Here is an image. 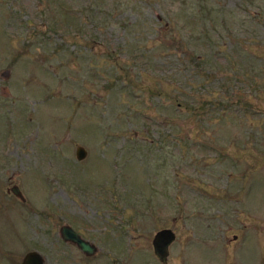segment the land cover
Returning <instances> with one entry per match:
<instances>
[{
    "label": "rangeland",
    "instance_id": "374dc122",
    "mask_svg": "<svg viewBox=\"0 0 264 264\" xmlns=\"http://www.w3.org/2000/svg\"><path fill=\"white\" fill-rule=\"evenodd\" d=\"M164 229L264 264V0H0V264H162Z\"/></svg>",
    "mask_w": 264,
    "mask_h": 264
},
{
    "label": "water",
    "instance_id": "95a60500",
    "mask_svg": "<svg viewBox=\"0 0 264 264\" xmlns=\"http://www.w3.org/2000/svg\"><path fill=\"white\" fill-rule=\"evenodd\" d=\"M4 91L7 92L6 88H4ZM87 156V150L82 146H78L76 150L77 160L81 162L85 160ZM12 192L19 200L23 202L26 201L25 196L18 186H15L12 189ZM60 235L64 242L76 245L83 252V254L88 257L95 256L98 253V248L94 244L82 238V236L74 231V229L69 225H65L61 228ZM235 239L237 238L235 237ZM175 240L176 234L171 229L161 230L155 235V238L153 240L154 254L162 264H168L170 247L175 242ZM33 261L36 264H44L43 257L36 253L29 254L24 264H29Z\"/></svg>",
    "mask_w": 264,
    "mask_h": 264
},
{
    "label": "flooded vegetation",
    "instance_id": "af4514ba",
    "mask_svg": "<svg viewBox=\"0 0 264 264\" xmlns=\"http://www.w3.org/2000/svg\"><path fill=\"white\" fill-rule=\"evenodd\" d=\"M15 186H18L17 184H15V185H13L12 187H10L9 189H8V194H12L14 197H16L15 195H14V193L12 192V189L15 187ZM19 187V186H18ZM17 198V197H16ZM18 199V198H17ZM23 202V201H22ZM26 202V201H25ZM24 202V203H25ZM235 237L237 238V239H235ZM234 240L235 241H237L238 240V236H234ZM65 243H67V242H65ZM0 245H1V240H0ZM27 245V246H26ZM29 245H32L31 243H29V244H25L24 243V247L25 248H22V249H20L19 250V252H17V255L15 254L14 255V253L12 252V254L13 255H8V257L7 258H9V261H11L12 262V264H24L25 263V261H26V258H27V256L29 255V254H31V253H36V254H39V255H41L42 257H43V259H44V264H47V259L45 258V256H43L42 254H41V252H40V249L38 248V247H34V246H32V247H28ZM254 248L255 247H252L251 248V252H255V250H254ZM262 251V253H264V247L263 248H260ZM0 254H1V249H0ZM256 254H258V253H256ZM34 258V257H33ZM263 260H264V258H263ZM26 264H28V263H26ZM29 264H36L34 261L32 262V263H29Z\"/></svg>",
    "mask_w": 264,
    "mask_h": 264
},
{
    "label": "trees",
    "instance_id": "16d2710c",
    "mask_svg": "<svg viewBox=\"0 0 264 264\" xmlns=\"http://www.w3.org/2000/svg\"><path fill=\"white\" fill-rule=\"evenodd\" d=\"M187 96H188V94H186ZM176 101V100H175ZM187 101H189V100H187ZM170 123L169 122H164V124L163 125H161L162 127L165 125V126H167L168 127V125H169ZM148 132H150V128L148 129ZM173 133V132H172ZM170 138V136H166L165 138ZM176 142V141H175ZM175 148V147H174ZM152 159H153V157H152ZM185 160V159H184Z\"/></svg>",
    "mask_w": 264,
    "mask_h": 264
}]
</instances>
